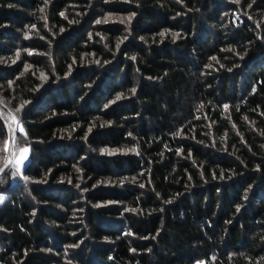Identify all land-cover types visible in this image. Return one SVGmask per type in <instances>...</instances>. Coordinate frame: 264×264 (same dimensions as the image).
I'll return each mask as SVG.
<instances>
[{"label": "trees", "instance_id": "trees-1", "mask_svg": "<svg viewBox=\"0 0 264 264\" xmlns=\"http://www.w3.org/2000/svg\"><path fill=\"white\" fill-rule=\"evenodd\" d=\"M0 64V264H264V0H0Z\"/></svg>", "mask_w": 264, "mask_h": 264}, {"label": "rangeland", "instance_id": "rangeland-1", "mask_svg": "<svg viewBox=\"0 0 264 264\" xmlns=\"http://www.w3.org/2000/svg\"><path fill=\"white\" fill-rule=\"evenodd\" d=\"M3 66L0 64V67ZM5 90L0 89V119L3 120L7 130L8 138L6 142V151H7V168L12 166L14 169H18V173L21 174L26 164L30 161L31 153L28 140L24 137V128L22 125L21 117V107L18 110L11 108L12 101H8L4 96ZM18 145H27L29 151L27 153V159L21 163V156L23 155L21 149ZM18 147V148H17ZM125 153L123 151H115L114 154ZM1 174V173H0ZM29 181V180H28ZM1 196V195H0ZM203 264V263H197Z\"/></svg>", "mask_w": 264, "mask_h": 264}, {"label": "snow or ice", "instance_id": "snow-or-ice-1", "mask_svg": "<svg viewBox=\"0 0 264 264\" xmlns=\"http://www.w3.org/2000/svg\"><path fill=\"white\" fill-rule=\"evenodd\" d=\"M134 15V14H133ZM108 19L109 18H106L104 21H103V23H107L108 22ZM124 19H127L129 22L131 21V17H127V18H122L121 19V23H123L124 22ZM96 23H102V21H100V20H97L96 21ZM160 35L161 36H163L164 35V33H160ZM173 35V37H175V36H178L179 34L178 33H173L172 34ZM19 54L17 53V56H18ZM134 59V58H133ZM132 91H133V93L135 92V89H132ZM118 99H120V97L118 96L117 97V100ZM225 107H227V106H225ZM18 147L21 149V151H22V153H23V155L21 156V163H23L26 159H27V153H28V149L27 148H25V147H23V145H18ZM115 151H119V150H109V149H107V148H105L104 150H103V152L104 153H106V154H109V155H112V154H114L115 153ZM123 151H129V149H124ZM131 151H135V149H131ZM17 171H19L18 169L17 170H14L13 171V175H15L16 174V172ZM4 202V197L3 196H0V203H3Z\"/></svg>", "mask_w": 264, "mask_h": 264}]
</instances>
